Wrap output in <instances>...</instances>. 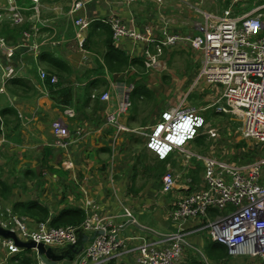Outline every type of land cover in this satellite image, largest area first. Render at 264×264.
<instances>
[{"label":"crops","instance_id":"crops-1","mask_svg":"<svg viewBox=\"0 0 264 264\" xmlns=\"http://www.w3.org/2000/svg\"><path fill=\"white\" fill-rule=\"evenodd\" d=\"M75 1L77 0H0V29L5 21L13 24L9 19L11 8H16L22 17L19 24H14L18 27V34L21 36L18 37L16 32L15 35L13 34L15 38L7 36L9 42L12 39L15 40L13 43L8 44L2 37L4 36L2 32L0 34L8 46L15 48L12 55L7 56L6 51L0 47V80L6 65L12 66L15 71V77L6 81L4 92L0 93V171L2 173H0V179L12 186V194L9 200H6L9 205L10 202L12 204L19 200H36L35 197L31 198L30 193L17 195V190L12 185V174L15 173L13 170L20 171L21 174L18 176L21 179L38 183L37 195L47 201L46 204L45 202L40 203L49 208L51 216L66 206L78 207L88 215L90 212L87 209V201L98 204L102 216L112 215L115 216L116 221L124 223L123 236L134 237L127 241V248L132 249L139 244L140 238L154 240L157 235L175 233L177 224L171 218V210L180 197L196 190H202L204 187L202 180L196 182L194 189L189 192L186 191L189 189L186 186L184 191L177 189L170 194H162L156 190L157 187L159 190L161 188V177L154 176L153 171L147 173L150 174L149 177L145 175L138 178L141 174L139 169L142 167L138 159L141 149L148 150L156 160L157 158L146 147L147 138L145 136L141 137H143L146 148L138 149L137 146L142 143L141 139L131 136L140 135H135L133 131H123L118 136L114 134L116 128L111 122L112 114L119 108L123 97L129 94L133 87L123 81V75L106 74L104 77L107 80V89L97 82L94 86L96 91L92 90L97 93L109 92V99L115 102V104L112 103L114 104L113 110L109 104V113L105 111L107 102H102L104 106L100 104L99 108H95V98L92 97L89 104L80 112H76L71 105L58 103L56 89L49 90L44 80H50V76L56 75L57 82L63 87H71L76 91L83 84V73L94 68L98 60L101 61L104 55L103 36L94 33L93 39L96 43L94 42L90 49L80 47L78 42L81 40L79 37L81 29L75 26L76 19L82 17L89 19L88 28L91 27L95 32L99 29V25H109L107 21L111 16L117 17L125 27L140 31L145 24H151L154 29L162 30L165 25L162 20H165L169 29L171 25L184 34L195 35L198 31L194 23H202L203 18L197 20L194 14H191V10L199 9L219 15L230 8L232 0L229 2L226 0H183L186 2V8L179 0H163V2L156 0H81L83 6L72 13L71 6ZM262 4L264 0L248 1L244 5L234 6L233 13L248 12ZM176 9L177 12H175ZM261 12L264 13V8ZM182 14L190 18L194 30L188 29L190 21L187 19L185 23L189 24L174 23L172 18L182 19ZM195 16L201 17L200 14H195ZM87 30L82 36L84 39L88 35ZM114 44L122 49L130 59L143 58V42L124 38ZM177 50L180 49L167 47L163 49L162 55L167 54L171 57L172 53L179 52ZM196 53H199L196 57L201 60L200 52ZM57 64L63 66V69H59ZM194 65L198 66L197 63ZM199 69L194 68L192 72L189 71L191 75L187 77L188 82L192 81ZM41 71L47 75L44 80L40 76ZM146 74L147 79L144 83L152 96L139 99L135 105L136 109L130 110L131 104L115 117L119 124L131 129L153 126L160 120L161 114L168 109L161 108L163 102L157 96L156 89H153V85L157 84L151 82L150 78L153 76L151 73ZM164 77L167 76L164 75ZM13 79H18L21 83L15 84ZM195 83L196 91L192 90V97L186 98L194 104L193 106L203 104L204 100L201 99L206 97L208 90L218 89L217 87L205 89L202 85L205 82L201 79L196 80ZM117 85H121L123 90L117 92L115 90ZM112 92L113 94L110 95ZM117 93L119 96H116ZM199 96L200 100H198ZM125 100L128 99L125 98ZM65 109H72L73 116L66 115ZM56 119H61L69 130V144L65 149L53 146L54 136L51 124ZM49 148L52 149L51 152H54V159H46V150ZM125 149H130L135 159L131 158L128 161L121 159L120 152L117 150ZM60 150L61 153H59ZM60 154H64L63 158L69 163H67L68 168L58 161L62 156ZM50 167H59L66 172V176H59L52 170H48L47 168ZM186 178L191 179L187 173L183 179ZM47 185L49 188L45 190ZM130 216L136 220L137 224L130 223ZM188 238L199 245L190 244V247H186L178 264H182L190 255L201 257L205 264H218L228 257L227 255L219 261L206 258L200 234L194 233ZM33 254L36 258L35 252ZM229 257L236 264H251L248 259L244 261L245 257L242 256ZM106 264H136L135 253H126Z\"/></svg>","mask_w":264,"mask_h":264},{"label":"built area","instance_id":"built-area-1","mask_svg":"<svg viewBox=\"0 0 264 264\" xmlns=\"http://www.w3.org/2000/svg\"><path fill=\"white\" fill-rule=\"evenodd\" d=\"M248 1L232 0L230 8L219 15L202 11L203 22L195 24L198 31L195 35L171 32L165 20H162L165 23L162 30L154 29L151 24H145L142 31L129 29L115 16L109 17L107 23L115 43L124 38L143 42L142 57L146 73L156 67L163 49L167 47L187 44L200 52V69L196 80L217 85L221 93L219 100H215L211 106L216 105V112L234 118L244 138L256 140L264 147V13L261 12L264 4L248 12L233 13L234 6L244 5ZM82 6L83 1H75L71 12ZM9 19L13 24L22 21L21 14L14 7ZM74 24L86 30L90 20L82 17L76 19ZM83 42L84 38H81L78 42L80 47ZM0 47L7 56H11L15 49L1 37ZM40 76L43 80L47 78L44 71L40 72ZM14 77L12 66L6 65L0 80V93L4 92L6 81ZM57 81L56 75L50 76L51 84ZM127 94L112 114L113 124L116 115L119 116L130 106V101L125 100L128 99ZM91 97L107 102L110 96L108 91L99 95L93 91ZM65 114L73 116V110L65 109ZM203 127L204 118L199 111L182 110L180 106L166 109L160 120L151 127L130 129L122 124L115 125V136L123 131L147 136L146 147L158 159L179 153L184 157V170L190 166L192 159L202 162L204 187L176 201L170 212L172 220L178 224V231L173 234L157 235L154 240L140 238L138 245L128 249L127 241L134 237L123 236L124 223L116 221L112 215L102 216L99 205L91 201L86 203L90 214H86L79 226L54 227L48 220L36 222L13 213L11 208L7 209L9 221L2 224L23 241L33 240L57 251L75 244L80 235L89 238L71 264H106L130 252L135 253L136 264H178L185 248L191 246L187 241L188 236L204 232L205 229L206 239L224 245L229 256H242L256 260L257 264H264V158L249 164L232 165L211 156L195 155L186 148ZM51 129L53 146L65 149L70 137L65 123L56 119ZM66 163L63 162V165L68 168ZM182 179L179 174L169 170L161 178L162 192L167 194L189 187L191 179ZM202 220L205 221L203 224ZM130 221L137 224L131 216ZM187 221L190 223L185 228ZM99 231L102 233L93 236ZM0 243L6 252V259L21 251L11 240L0 239ZM36 259L37 264H44Z\"/></svg>","mask_w":264,"mask_h":264},{"label":"trees","instance_id":"trees-1","mask_svg":"<svg viewBox=\"0 0 264 264\" xmlns=\"http://www.w3.org/2000/svg\"><path fill=\"white\" fill-rule=\"evenodd\" d=\"M253 1V0H249ZM257 2V0H256ZM10 21H5L1 24L0 34L2 32V37H4L8 44L13 43L15 40L12 39L11 42H9L7 39V36H11L12 38H15L14 35L18 34V27H16L14 24L9 23ZM101 27V28H100ZM91 28V27H90ZM16 32V33H15ZM15 33V34H14ZM94 33L101 34L103 36L102 45H104V55L102 56L101 61L96 62V66L92 68L91 70L86 71L83 73L82 78H84L83 84L81 85L79 90H73L71 87H63L62 84L57 82L56 84H51L50 80H44V84L47 86L49 90L56 89L55 93L57 94V100L58 103H62L65 105H71L75 109L76 112H80V110L84 107H86L91 101V93L92 90L95 89L94 86L96 83H101L104 87H108L107 80L104 77L106 74L112 76V75H123V81L127 85H132V89L129 92L128 100L130 101V110L136 109L135 105L137 104V101L139 99H146L150 98L152 94L150 93V90H148L147 86L145 85V81L147 79V74L144 68L143 64V58H136V59H130L129 56L125 54V52L122 49H119L115 44L112 37V31L110 28V25H99V29L95 32L91 28V33L89 32L87 37L84 39L83 47L86 49H90L94 42L96 43V40L93 39ZM14 34V35H13ZM21 36L18 34V37ZM58 65V64H57ZM59 69H63V66L58 65ZM15 84H20L21 82L18 79L12 80ZM96 91V89L94 90ZM100 93H97L99 95ZM95 108H99L100 104L104 106L102 101H100L98 98H95L94 101ZM203 107L207 106V108L203 111L202 116L206 120H210L213 122V119L225 115L224 113L216 112V106L208 105L206 102L203 101ZM210 113V115H209ZM3 114V112H1ZM215 117V118H214ZM0 124H1V115H0ZM216 123L213 122V125ZM146 124H144L145 126ZM219 130V127H217ZM131 129V128H130ZM227 130V129H226ZM201 131V130H200ZM199 133L189 142L188 146L194 150H200L202 154H204L205 149L211 146V144L207 146V136L204 134ZM142 141V140H141ZM245 141V140H244ZM247 142V141H246ZM261 145V144H260ZM243 143L239 145V147H242ZM257 146V150H251L248 149L249 153V160L241 163V164H249L252 163L255 159H262L264 158V151L263 153L259 152L258 150L262 151L264 150V147ZM237 147V145H236ZM241 154L243 150L241 149L239 151ZM176 154V153H175ZM179 154V153H178ZM252 154H255L251 156ZM173 154L168 155L165 159H154V164L148 163V157L146 154H143L139 156V164L142 166L141 169H144L148 173H153L154 176H158L162 178V175L166 173L167 166L170 164ZM220 158H223L222 155H218ZM233 156L240 157L239 154H235ZM228 163L232 165H240L239 163H236V160H232L225 157ZM253 159L252 161H250ZM196 160V159H194ZM199 163L202 165V162L199 160L194 161V163L191 162L190 166L186 170V173L188 176L191 177V183L189 185V189H185L187 192L189 190L194 189V185L196 182H198V172H199ZM193 166V167H192ZM177 191V190H176ZM184 191V190H181ZM174 192V191H173ZM179 192V191H178ZM186 192V193H187ZM172 193V192H171ZM12 194V186L8 185L5 181L0 179V200H9L10 196ZM169 194V193H168ZM12 205V210L14 213L18 215L25 216L31 220H34L36 222L40 221H46L48 220L50 222V225L54 227H60V226H79L81 223L84 222V219L86 217V214L78 207L74 206H66L61 211H58L57 214L52 215L50 213V210L47 206L41 204L37 200H28V201H16ZM205 221L202 220L203 224ZM203 243V241H202ZM204 253L206 258H212L217 261L224 259L227 257L228 252L224 245L212 242L211 240H207L204 243ZM20 253V252H19ZM17 253L15 256L8 257L6 260V264H37L36 258L34 257V254L30 250H23L20 254ZM1 255V254H0ZM5 256V255H4ZM182 264H205L201 257H195V255H190L188 259H186Z\"/></svg>","mask_w":264,"mask_h":264},{"label":"rangeland","instance_id":"rangeland-1","mask_svg":"<svg viewBox=\"0 0 264 264\" xmlns=\"http://www.w3.org/2000/svg\"><path fill=\"white\" fill-rule=\"evenodd\" d=\"M179 1H180V3L183 4V7L186 8V6H185L186 2H184L182 0H179ZM226 1L229 2V0H226ZM175 12H177V9ZM190 12H191V14H194V17L197 18V20H201L203 18L202 11H200L199 9L191 10ZM195 14H200L201 17H197V16H195ZM184 15L185 14H182V17H183L182 19L172 18V16H170V17L174 20V23H176V22L181 23L182 22L184 24H189V23H185V19H187V21H190V18H187ZM196 23H199V22H195L194 26ZM192 24L193 23L190 21V25L188 26V29L194 30V26ZM87 31H88V33L89 32L91 33L90 28H88ZM170 31L171 32L172 31H179V32L183 33L181 30L173 28L171 25H170ZM156 32L158 33V30ZM174 49H180V50H177V51H179L177 53H172L171 57L168 56L167 54H165L164 56L162 55L163 56L162 60L160 58L156 67L148 72V73H151V75H153L150 78L151 82L157 84V85H153L154 86L153 89H156L157 96L160 98L161 102H163L161 108H163V110H165L166 108L170 109V108H176V107L180 106L182 110H196V111H199V113L202 115L203 111L207 108V106H204V107H203V105L193 106L194 104H192L191 101L186 99V98L192 97L191 91L192 90L196 91V88H197V85L195 86V84H196L195 81L197 79L198 71L195 74V77L192 79V81L188 82L187 77H190V75H191L189 73V71L192 72L194 68L197 70L199 69L200 58L196 57V55H198L199 53L197 54L196 53L197 51L191 49L190 46H188L187 44H177L174 47ZM169 57H170V62L168 60ZM194 63L195 64L197 63L198 66L196 67L194 65ZM164 75H166L167 77H164ZM202 85H204L203 87L207 90L213 89L217 86V85H212V84H208V83H204ZM122 88L123 87L121 85H117L115 90H117V92L122 91L123 90ZM214 91L208 90L206 97L204 99H201V100H204V102H206L208 105H212V103L215 100L216 101L219 100V98L221 96L219 87H218V89H215ZM112 94H113V92L110 93V95H112ZM116 96H119V94L117 93ZM198 100H200V96H199ZM221 102L222 101L220 100L219 103H221ZM112 103L115 104V102H112V99H109V101H107V107L105 108V111L107 113L110 112L109 104H111V110H113L114 104H112ZM214 106H216V105H214ZM209 115H210V113H209ZM213 122L216 124L213 125ZM213 122H211L210 120H206L204 118V127L200 131V134L206 135L207 141L209 140L206 147H208L211 144L210 147L205 149L204 154H202L200 152V150H194L192 148H189L188 145H187L186 149L190 150L195 155L211 156L213 158H217L218 160L229 162L225 159V157L227 156L228 158H230L232 160H236V163L241 164V163L249 160V158H250L249 153H247L248 149H251V150L256 149L257 150L256 145L261 146L256 140L244 138L239 132V128H238L239 123L236 122V120L234 118H232L229 114L221 115V116L213 119ZM114 124L115 125L119 124L116 119L114 120ZM217 127H219V130ZM147 133L149 134V132H147ZM136 134L137 133H135V135ZM137 135H140V136H131L134 138L139 137L142 140V143L139 146H137V148L138 149L139 148H146L144 146V140L142 139L143 137H141L143 135H141V134H137ZM146 138H147V136H146ZM241 143H243V146L239 147V145ZM236 145H237V147H236ZM241 149L243 150L242 154L239 152ZM51 151H52L51 148L46 150V153H47L46 159H48V160L51 158L54 159V152H51ZM117 151L120 152L119 157L123 160L125 159L128 161L131 158L135 159L131 155L132 151L130 149L117 150ZM258 151L263 153L264 150H262V151L258 150ZM59 153H61V150ZM143 154H146L148 156V163L149 164H151V165L154 164L155 157L150 152H148V150L145 149V151H144V149H141V152L138 154V156H141ZM235 154H239L240 157L233 156ZM60 155H62V156H61V158H59L58 161L60 163H63L66 159L63 158L64 154H60ZM218 155H222L223 158H220ZM253 155H255V154H252L251 156H253ZM138 156H136V158ZM172 157L173 158L171 159L170 164L167 166L166 173L169 170H171V171H174L175 173L179 174L182 178L186 177V171L184 170L185 166L183 164L184 163V161H183L184 157H182L181 155H178V153L172 155ZM196 160H198V159H196ZM196 160L192 159L190 162L194 163V161H196ZM252 160L253 159H251L250 161H252ZM256 160H259V159H255L252 162H254ZM199 165H200L199 166V172L197 175H198L199 180H202V182H203V178H202L203 166L200 163H199ZM66 166H68L67 163H66ZM47 169L52 170L53 172H55L59 176L60 175L66 176V172L64 170L60 169L59 167H56V168L50 167ZM13 171L15 173L12 174L13 175L12 185H13L14 189L17 190V195L20 196L22 194L30 193L31 198L35 197L36 200H38L39 202H41V203L45 202V204L47 203V201L42 200L37 195V191L39 190L38 183H31V182L25 181L18 176L19 174H21L19 170H13ZM139 171L141 174L138 175V178L145 176V175L149 177V175H150V174H147L148 172H146L144 169L140 168ZM0 173H1V171H0ZM262 174L264 176V168L262 170ZM47 180L49 181L50 177ZM40 182L43 183V181H40ZM183 182L184 181H181V183H183ZM152 183L154 184L156 182H152ZM48 188H49V186L47 185V188H45V190H47ZM156 190L159 191L158 193L161 192L162 194H165L162 192L161 188L159 190L157 187ZM169 197L172 198L171 196H169ZM174 199L177 200V198H175V197H174ZM10 204H11V202H10ZM10 208L11 207H10L8 201L0 200V221L1 222L7 223L9 221V214L7 212V209H10ZM189 223H190L189 221L185 222L184 227L187 228ZM177 231H178V224H177L176 232ZM205 233H207L206 229L204 230V232L199 233L201 236V239L203 241V245L206 241ZM191 235H194V234H191ZM187 241H189L191 244H193L195 246L199 245V243L197 244L194 241H192L191 238H187ZM0 254H1L0 255V264H6L5 262L7 259L4 256L6 254V252L2 248L1 243H0ZM240 259H242V258H240ZM247 259L248 258H245L244 261ZM248 260L250 261L251 264H257L256 260H253V259H248ZM36 261H37V259H36ZM59 264H62V263H59ZM218 264H236V262H234L232 260V258L229 257V255H228V257L224 261L222 260V261L218 262Z\"/></svg>","mask_w":264,"mask_h":264},{"label":"water","instance_id":"water-1","mask_svg":"<svg viewBox=\"0 0 264 264\" xmlns=\"http://www.w3.org/2000/svg\"><path fill=\"white\" fill-rule=\"evenodd\" d=\"M84 34L85 30L81 29L79 31V37L84 38L82 37ZM100 233L102 232H95L93 236ZM0 239L11 240L13 244L19 249L35 252L37 258L44 264H71L75 255L82 252L85 243L89 240V238L85 237L84 235H80L78 241L75 244L69 245L64 249L57 251L55 248L44 245L43 243H36L33 240H21L13 230L4 227L1 221Z\"/></svg>","mask_w":264,"mask_h":264},{"label":"clouds","instance_id":"clouds-1","mask_svg":"<svg viewBox=\"0 0 264 264\" xmlns=\"http://www.w3.org/2000/svg\"><path fill=\"white\" fill-rule=\"evenodd\" d=\"M128 96H129V94H128ZM202 117H203V116H202ZM202 129H203V128H200V130H202ZM200 130H199V131H200ZM199 131H198V133H199ZM198 133H197V134H198ZM197 134H196V135H197ZM157 159H158V158H157ZM10 207H11V210H12V205H11ZM12 211H13V210H12ZM13 213H14V212H13ZM1 223H2V222H1ZM21 251H23V250L21 249ZM21 251H20V252H21ZM35 255H36V254H35ZM36 257H37V256H36Z\"/></svg>","mask_w":264,"mask_h":264}]
</instances>
